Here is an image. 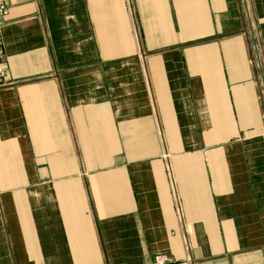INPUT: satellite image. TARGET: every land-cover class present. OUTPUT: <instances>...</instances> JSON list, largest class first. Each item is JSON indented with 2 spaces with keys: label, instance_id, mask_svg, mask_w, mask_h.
Segmentation results:
<instances>
[{
  "label": "crops",
  "instance_id": "1",
  "mask_svg": "<svg viewBox=\"0 0 264 264\" xmlns=\"http://www.w3.org/2000/svg\"><path fill=\"white\" fill-rule=\"evenodd\" d=\"M8 1L0 264H264V0Z\"/></svg>",
  "mask_w": 264,
  "mask_h": 264
},
{
  "label": "built area",
  "instance_id": "2",
  "mask_svg": "<svg viewBox=\"0 0 264 264\" xmlns=\"http://www.w3.org/2000/svg\"><path fill=\"white\" fill-rule=\"evenodd\" d=\"M9 9H10L9 1L8 0H0V42H1L2 25L4 23L5 17L9 13ZM5 75H6L5 69L2 66H0V84L2 83ZM168 174L172 178L170 165L168 167ZM177 210H178L179 215H180L181 220H182L183 214H182V211H181V208H180L178 201H177ZM170 261H171V258L168 255L158 254L155 257V264H167Z\"/></svg>",
  "mask_w": 264,
  "mask_h": 264
}]
</instances>
